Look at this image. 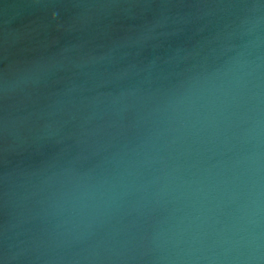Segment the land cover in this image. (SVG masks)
<instances>
[{
  "label": "water",
  "instance_id": "1",
  "mask_svg": "<svg viewBox=\"0 0 264 264\" xmlns=\"http://www.w3.org/2000/svg\"><path fill=\"white\" fill-rule=\"evenodd\" d=\"M0 264H264V0H0Z\"/></svg>",
  "mask_w": 264,
  "mask_h": 264
}]
</instances>
